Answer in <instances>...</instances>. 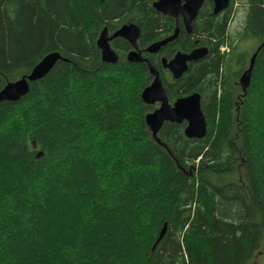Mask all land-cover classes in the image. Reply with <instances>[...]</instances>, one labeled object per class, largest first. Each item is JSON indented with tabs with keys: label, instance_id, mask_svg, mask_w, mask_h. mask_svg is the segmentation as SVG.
Listing matches in <instances>:
<instances>
[{
	"label": "trees",
	"instance_id": "obj_1",
	"mask_svg": "<svg viewBox=\"0 0 264 264\" xmlns=\"http://www.w3.org/2000/svg\"><path fill=\"white\" fill-rule=\"evenodd\" d=\"M154 1L0 0V89L61 56L0 101V264H248L264 250V0L246 1L238 38L259 40L251 54L228 32L235 0L216 14L205 0L191 35L162 52L208 48L162 80L170 102L199 92L202 138L185 121L152 136L157 103L141 98L152 77L126 59L129 42L113 37L117 61L101 58V30L135 23L159 66L145 48L174 24Z\"/></svg>",
	"mask_w": 264,
	"mask_h": 264
},
{
	"label": "water",
	"instance_id": "obj_2",
	"mask_svg": "<svg viewBox=\"0 0 264 264\" xmlns=\"http://www.w3.org/2000/svg\"><path fill=\"white\" fill-rule=\"evenodd\" d=\"M205 0H155L152 3L154 9L163 15L177 16L181 15L187 32L191 30L190 22L195 18L200 6ZM230 0H212L213 13H219L228 7ZM178 30L160 40L150 43L146 47V52H157L162 45L173 40L177 35ZM140 29L137 24L129 23L123 24L111 35L104 28L101 30L97 46L101 51V58L103 61L116 62L117 55L112 50L109 41L113 37H121L128 41L132 49L128 51L126 59L131 62H142L144 58L138 50L137 39L139 37ZM208 52L206 46L197 47L188 53L176 52L170 59L161 58L164 68H167L174 79H178L188 68V62L196 61L205 56ZM255 53L250 58L249 66L246 72L241 77V83L246 84L249 79L247 72L252 67L253 58ZM61 56L58 52H50L46 54L40 61H38L30 70V72L14 81L7 82L0 89V101H17L20 97L24 96L29 90V83L36 81L43 77L60 59ZM150 74L153 76L149 85H147L141 92V98L146 104H153L159 102L158 107L148 112L145 115V123L151 131L154 138L157 137L161 125L167 122L181 123L185 121L184 134L188 138H202L206 134L207 121L201 110L200 94L195 91L188 95L176 98L170 102L166 90L159 77L158 71L153 65L146 61ZM165 225L162 227L157 240L164 234Z\"/></svg>",
	"mask_w": 264,
	"mask_h": 264
},
{
	"label": "rangeland",
	"instance_id": "obj_3",
	"mask_svg": "<svg viewBox=\"0 0 264 264\" xmlns=\"http://www.w3.org/2000/svg\"><path fill=\"white\" fill-rule=\"evenodd\" d=\"M247 0H235L232 6V18L228 26V32L235 39L236 43V52H245L252 53L256 48L259 40L255 37L247 38L245 36H241L239 39V32L242 31V27L244 24V19L247 11ZM248 74V73H247ZM151 82V80H150ZM248 264H264V250L251 258Z\"/></svg>",
	"mask_w": 264,
	"mask_h": 264
},
{
	"label": "flooded vegetation",
	"instance_id": "obj_4",
	"mask_svg": "<svg viewBox=\"0 0 264 264\" xmlns=\"http://www.w3.org/2000/svg\"><path fill=\"white\" fill-rule=\"evenodd\" d=\"M203 5V4H202ZM202 5L200 6V8H199V10H198V12H197V15L195 16V18L190 22V25H191V30L189 31V32H187V30H186V28H185V25H184V22H183V18H182V16L179 14V15H177V16H168V15H165V16H167L168 18H170V19H172V22H173V24H174V29H173V31H172V33L175 31V29H177L178 30V32H177V35H176V37L173 39V40H171V41H169V42H167L165 45H162L161 47H160V49L157 51V52H154V53H149V52H147L148 54H151V55H153V57H154V60L156 61L157 60V58L159 59L158 60V67H156V66H154L153 64V67L158 71V74H159V77L161 78V81L163 80V78H165V77H168L169 79H171V80H177V79H174L173 78V76H172V73L167 69V68H164L163 67V65H162V62H161V58L162 57H164V58H166L167 60L168 59H170V58H172L173 56H174V54L176 53V52H178V51H180V52H185V53H188V52H190L191 50H193L194 48H197V47H202L203 45H200V44H198L197 43V39H194V46L190 49V50H188V51H183V50H181V49H177L170 57H167V56H165V54H162V52H163V50L165 49V47L169 44V43H172V42H175V41H177L178 40V42L180 43L182 40V38H183V36L185 37V39L187 38V36L188 35H191V32H192V24L196 21V19H197V17H198V14H199V11H200V9H201V7H202ZM229 6V5H228ZM226 9V8H225ZM163 15V14H162ZM171 33V34H172ZM171 34H169V35H171ZM108 35H111V33H108ZM168 35V36H169ZM167 37V36H166ZM165 38V37H164ZM112 39V38H111ZM110 39V40H111ZM163 39V38H162ZM128 42V41H127ZM109 44H110V41H109ZM131 45V44H130ZM132 47V46H131ZM132 49V48H131ZM130 49V50H131ZM146 49V48H145ZM129 50V51H130ZM138 50L140 51V54H141V56L144 58V61L146 62V61H148V62H150L149 61V59L147 58V57H144L143 55H142V51L138 48ZM146 51V50H145ZM127 53H128V51H127ZM127 53H126V55H127ZM157 57V58H156ZM204 57V56H203ZM203 57H201V58H199L198 60H200V59H202ZM198 60H196V61H198ZM192 62H195V61H191V62H188V66H189V64H191ZM151 63V62H150ZM146 64H147V62H146ZM147 67H148V65H147ZM188 69V68H187ZM149 70V69H148ZM150 73V72H149ZM151 75V74H150ZM183 75V74H182ZM181 75V76H182ZM180 76V77H181ZM151 77L153 78V76L151 75ZM179 77V78H180ZM152 78H151V80H152ZM157 103V107H158V105H159V102H155V103H153V104H156Z\"/></svg>",
	"mask_w": 264,
	"mask_h": 264
},
{
	"label": "built area",
	"instance_id": "obj_5",
	"mask_svg": "<svg viewBox=\"0 0 264 264\" xmlns=\"http://www.w3.org/2000/svg\"><path fill=\"white\" fill-rule=\"evenodd\" d=\"M225 48V46L222 47V49Z\"/></svg>",
	"mask_w": 264,
	"mask_h": 264
}]
</instances>
